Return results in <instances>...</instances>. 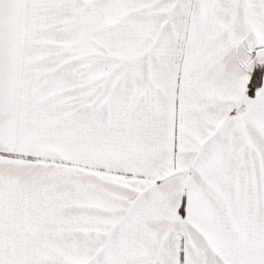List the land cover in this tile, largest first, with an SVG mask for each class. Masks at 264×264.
<instances>
[{
    "label": "snow or ice",
    "instance_id": "1",
    "mask_svg": "<svg viewBox=\"0 0 264 264\" xmlns=\"http://www.w3.org/2000/svg\"><path fill=\"white\" fill-rule=\"evenodd\" d=\"M0 264H264V0H0Z\"/></svg>",
    "mask_w": 264,
    "mask_h": 264
}]
</instances>
